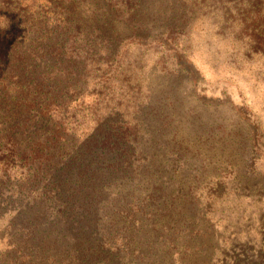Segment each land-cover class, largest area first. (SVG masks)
I'll list each match as a JSON object with an SVG mask.
<instances>
[{"label": "trees", "instance_id": "16d2710c", "mask_svg": "<svg viewBox=\"0 0 264 264\" xmlns=\"http://www.w3.org/2000/svg\"><path fill=\"white\" fill-rule=\"evenodd\" d=\"M84 1L45 0L38 8L0 0V242L10 246L0 252V264L76 261L78 243L98 232L102 245L135 256L132 264H167L172 248L180 251L179 264H193L190 228L174 200L201 184L193 168L199 160L173 135L164 137L183 112L180 100L174 94L155 102L153 85L141 83L142 59L129 56L132 46L143 53L151 46L184 48L177 40L189 36V0H103L101 6L92 0L90 15ZM200 1L206 0H190ZM251 15L243 11L241 25L257 30L256 39L263 30ZM178 66L189 74L190 66ZM107 99L116 106L107 108ZM162 151L170 153L163 174ZM179 169L192 173L173 189L169 172ZM223 244L209 241L212 255L197 258L264 264V237L258 244ZM97 247L98 255L105 252Z\"/></svg>", "mask_w": 264, "mask_h": 264}, {"label": "rangeland", "instance_id": "374dc122", "mask_svg": "<svg viewBox=\"0 0 264 264\" xmlns=\"http://www.w3.org/2000/svg\"><path fill=\"white\" fill-rule=\"evenodd\" d=\"M96 2L98 6L104 3L103 0ZM232 2L242 7L236 10L238 6H224L215 0L195 5L187 1V8L193 14L189 36L186 40L182 37L177 40L184 48L163 51L160 46H151L144 53L132 44L129 48L131 58L142 59L141 83L143 87L153 85L155 102L164 104L165 97L174 94L180 100L179 111L183 112L176 115L167 133L163 131L164 137L173 135L176 145L187 147V155L199 160L193 168L199 170L201 184L190 189L189 197L183 189L184 196L174 200L182 209L181 222L185 220V228H190L187 236L192 241L189 246L193 264H203L199 258L204 251L212 255L206 245L209 241L229 247L246 240L258 244L264 237V0ZM22 3L42 8L45 0H23ZM86 4L92 6V0L84 1V10L90 15L91 8ZM243 11L260 20L263 31L256 39L252 36L257 30L241 25ZM148 31L154 33L150 27ZM179 63L190 66L189 74L182 71ZM127 103L122 101L123 106ZM113 106L116 100L107 99V108ZM186 116L189 130H185ZM83 127L90 129L88 122ZM169 154L164 156V151L161 152L162 174ZM169 173L174 177L168 186L178 189L192 171L179 169ZM104 221L107 224L110 219ZM107 240L112 239L107 236ZM103 242L98 232L90 241L78 243L79 251H72L78 260L66 264H132L135 256L125 253L123 246L114 250L111 243L102 245ZM195 242L201 244L202 254ZM98 245L105 248L103 254L98 255ZM9 247L0 242V252ZM161 251L160 248L158 254ZM179 252L172 248L167 264H179ZM67 260L64 257L62 261L44 264H65Z\"/></svg>", "mask_w": 264, "mask_h": 264}]
</instances>
